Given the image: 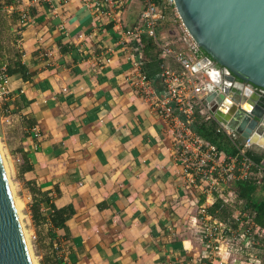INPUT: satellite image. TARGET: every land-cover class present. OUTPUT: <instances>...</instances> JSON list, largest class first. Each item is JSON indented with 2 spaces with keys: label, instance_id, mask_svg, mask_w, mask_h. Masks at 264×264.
<instances>
[{
  "label": "crops",
  "instance_id": "crops-1",
  "mask_svg": "<svg viewBox=\"0 0 264 264\" xmlns=\"http://www.w3.org/2000/svg\"><path fill=\"white\" fill-rule=\"evenodd\" d=\"M142 9L141 0L118 15L86 0H0L10 88L0 137L38 264H220L202 256L192 218L205 205L226 219L229 206L185 188L173 120L136 85L142 50L125 31ZM183 30L166 18L158 32L186 47ZM153 86L167 96L160 79Z\"/></svg>",
  "mask_w": 264,
  "mask_h": 264
},
{
  "label": "built area",
  "instance_id": "built-area-1",
  "mask_svg": "<svg viewBox=\"0 0 264 264\" xmlns=\"http://www.w3.org/2000/svg\"><path fill=\"white\" fill-rule=\"evenodd\" d=\"M127 1L86 0L93 11L110 14L111 9L113 11L117 9L115 15L121 14L120 8ZM167 3L174 5V0H167ZM26 18L27 16L23 14L21 21L25 22ZM164 19L165 15L156 0H143V9L137 23L127 29L125 34L128 42L140 53L142 36L147 34L152 37L161 48L162 55L172 59L178 66L167 65L161 73L163 88L167 95L164 99L157 96L153 81L143 71L138 73L139 80L136 85L145 92L147 100L152 102L158 100L155 105L163 104L164 116L173 120L176 127L174 130L176 158L184 167L185 188L216 195L223 206H229L231 211L230 215L223 219L209 213L205 205L197 206L198 216L192 218V225L195 228V238L205 248L202 256L217 260L220 264H264V226L255 221L254 212L244 208V201L231 186L234 180L261 179L264 175V159L261 162L254 160L248 154V150L255 145L249 139L237 143L234 134L224 124L219 123L218 131L233 139L238 150L234 155L220 150L215 143L200 136L190 127L194 108L198 103L207 110L208 118L215 119L205 101L208 94L205 89L207 77L203 72H196L193 69L200 47L185 28L188 37V40H185L186 47H176L169 42H163L158 29ZM8 82V74L5 69H1L0 100L6 99L10 92ZM172 104L186 120L174 112ZM4 119L7 123L11 121L9 116ZM32 135L39 138L41 133L34 128ZM16 160L20 161V158ZM192 202L197 203V199L194 198ZM31 238L35 239L36 234L32 233Z\"/></svg>",
  "mask_w": 264,
  "mask_h": 264
},
{
  "label": "water",
  "instance_id": "water-1",
  "mask_svg": "<svg viewBox=\"0 0 264 264\" xmlns=\"http://www.w3.org/2000/svg\"><path fill=\"white\" fill-rule=\"evenodd\" d=\"M174 5L206 53L193 69L207 77V108L218 123L264 151V0H174ZM0 264H34L1 150Z\"/></svg>",
  "mask_w": 264,
  "mask_h": 264
},
{
  "label": "trees",
  "instance_id": "trees-1",
  "mask_svg": "<svg viewBox=\"0 0 264 264\" xmlns=\"http://www.w3.org/2000/svg\"><path fill=\"white\" fill-rule=\"evenodd\" d=\"M143 2V0H141ZM160 9H162L165 19H173L177 23L181 20L177 15L175 5H169L167 0H156ZM162 20V22L164 21ZM142 43V55H143V66L142 71L149 77L155 84L161 78V73L165 66H174L173 60L166 58L161 53V48L155 43L154 39L147 34H144L141 38ZM206 53L201 48L196 53L197 58L205 56ZM9 71V70H8ZM174 112L186 120V117L178 111V109L172 104ZM208 112L201 104H196L194 108L193 120L189 124L190 127L197 132L200 136L215 143L218 148L227 154L234 155L237 153V148L233 143V139L230 138L224 132H219V123L213 119L208 118ZM235 139V138H234ZM238 143V142H237ZM248 154L257 162H261L264 159V151L257 149L248 150ZM232 188L237 192L238 197L244 201L243 206L252 213H255V221L260 225L264 226V175L261 179H249V180H234L231 182ZM221 201V200H220ZM221 204V205H220ZM217 208L224 209L221 211L225 212V208L221 201ZM221 218H225L224 214Z\"/></svg>",
  "mask_w": 264,
  "mask_h": 264
},
{
  "label": "rangeland",
  "instance_id": "rangeland-1",
  "mask_svg": "<svg viewBox=\"0 0 264 264\" xmlns=\"http://www.w3.org/2000/svg\"><path fill=\"white\" fill-rule=\"evenodd\" d=\"M177 27H178V29L180 30H183L184 29V27L182 26V23L180 22V23H177ZM168 28H171V29H174L175 28V26H173V25H171V24H168V27L166 28V29H168ZM183 32H184V30H183ZM0 143H1V148H2V151H3V153H4V157H5V152H4V147H3V143H2V140H1V137H0ZM252 149H256V146H253V148ZM259 150H261V149H259ZM261 151H263V150H261ZM6 159V158H5ZM6 163H7V166H8V176H9V179H10V181L12 182V185H13V187H14V195L20 200V198L18 197V195H17V190H16V187H15V184H14V182H13V178H12V175H11V169H10V165H9V162L7 161V159H6ZM21 202V207H20V211H21V213H22V222H23V224H24V227L26 228V232L28 233V238H29V235H30V230L28 229V225H27V220H26V217H25V215H24V210H23V203H22V201H20ZM29 240H30V244H31V248H32V253H33V257L35 258V260H36V262L38 261L37 260V258H36V255H35V252H34V249H33V242H32V238H29ZM38 263V262H37Z\"/></svg>",
  "mask_w": 264,
  "mask_h": 264
},
{
  "label": "bare ground",
  "instance_id": "bare-ground-1",
  "mask_svg": "<svg viewBox=\"0 0 264 264\" xmlns=\"http://www.w3.org/2000/svg\"><path fill=\"white\" fill-rule=\"evenodd\" d=\"M230 103L231 102H227V104H229V105H230ZM249 107H250L249 105L246 106V108H249ZM0 150H1V153H2V156H3V160H4V164H5V168H6L7 175H9L8 174V166H7V163H6V159L4 157V153H3L2 148H1V143H0ZM8 179H9V176H8ZM9 182H10V186H11V189H12V192H13V195H14V187H13L12 182L10 181V179H9ZM14 199H15L16 207H17V210H18V213H19V217H20V220H21V223H22V228H23V231H24V234H25V237H26V241H27V244H28V248H29L30 254L32 256L33 263L34 264H38L36 262L35 258L33 257L32 248H31V244H30V240H29V238H31V235L32 234L30 233L29 238H28V233L26 232V228L24 227V224L22 222V220H23L22 219V213L20 211L21 202H20V200L15 195H14Z\"/></svg>",
  "mask_w": 264,
  "mask_h": 264
}]
</instances>
